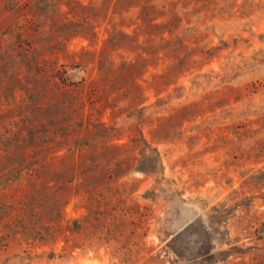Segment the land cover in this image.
<instances>
[{
    "label": "rangeland",
    "instance_id": "1",
    "mask_svg": "<svg viewBox=\"0 0 264 264\" xmlns=\"http://www.w3.org/2000/svg\"><path fill=\"white\" fill-rule=\"evenodd\" d=\"M60 7L58 31L65 16L89 13L95 34L69 25L80 34L60 47L53 18L0 8V134L48 125L56 182L35 198L16 173L13 189L0 173V264H264V0ZM17 25L40 56L33 64L8 61ZM80 148L84 165L100 164L80 167ZM66 154L69 167L57 158ZM70 176L78 193L57 196Z\"/></svg>",
    "mask_w": 264,
    "mask_h": 264
},
{
    "label": "trees",
    "instance_id": "2",
    "mask_svg": "<svg viewBox=\"0 0 264 264\" xmlns=\"http://www.w3.org/2000/svg\"><path fill=\"white\" fill-rule=\"evenodd\" d=\"M22 1H24V3ZM22 1L15 0V3L11 5L9 4V2H5L4 6L0 8H2L3 11L4 10L10 11L11 9L15 8L16 12H21L23 8L29 7V9L32 8L33 10H35V12H37L38 10L40 12L39 14L44 15L45 17L53 18V22L50 25V27H51V31L52 29H54V31L58 33V35L56 36V40L58 41L56 42V45H59L60 47L62 45H65L68 37H71V35L80 34L78 30L73 31L70 28H68L69 25L76 27L79 23H81L80 31L84 35H86L89 32L92 35L95 34L93 32V26H94L93 19L94 17L98 18L99 15L97 14L88 13L84 15L83 13V15L80 16L78 20H75V18L69 19L67 18V16L64 15L65 17L64 16L63 17H64L65 25L63 27L65 28L63 32H60L57 30V24L59 23L58 15L62 14L61 7H60L62 5V0H22ZM130 1L132 0H128V2ZM66 6L68 7V4H66ZM81 8L83 12H90V7L86 5L82 4ZM68 10H69V7H68ZM67 11L64 14H68ZM31 20L32 19H30L29 22H32ZM15 29L17 30L15 36L18 39L17 41L18 44L16 45V47L19 50H17L16 52L17 53L16 57L13 56L8 61L10 63L16 61V63H18L17 64L18 66L27 65V63L33 64L35 61L39 60L40 56H38L35 52L33 54V50H30L31 52L30 54H28L30 44L27 42L26 38L23 37V34H22L25 30L19 25H17ZM105 42H106L105 44L107 45L109 42V39H107ZM103 48L104 49L102 50V53H106L108 48L106 49V46H104ZM2 50L7 51V49H4L3 43L0 40V51ZM7 53L11 55V52H7ZM18 53L20 54L18 55ZM3 60L5 62L7 61V59L5 58H3ZM107 61H108L107 57H104L102 59V62L104 63H106ZM48 64H49L48 61H46V65H47L46 67H48ZM108 67L110 66L108 65ZM44 69H47V68H44ZM26 87H27V90L32 89L30 85L25 86V88ZM52 87L53 88H51V92H52L53 98H55L54 100H57V97L61 96V92H63L62 90L63 88H60L56 84ZM57 102L58 101H54V104H56ZM47 126L48 125L43 124V123L33 124L32 128L34 130L33 132H30V133L27 131L22 132L21 130L19 133L17 132L10 133V135H8L7 137L5 136V134H0V173L2 175L9 174L7 175L9 179H10V176L12 175L10 174V172L16 173L18 175L16 176V180L17 179L19 180V182H16L17 186H19L22 190V186H23L22 184H24V182H28L30 184V190L33 192L35 198L44 197L45 191L53 188V186L56 185L55 184L56 182L50 185L49 181L51 180L48 179V176L50 175L49 169L51 167V163H50L51 158L49 157V149H48L49 147H47L45 144L46 141L48 140V137L50 136ZM105 138H107V136H105ZM81 146H82V143L78 141V144L73 146V148L77 150ZM71 148L72 146L69 147L67 150L71 151ZM80 149L81 150L83 149L85 151V154L79 155L80 157L79 164H81L80 167L82 166L97 167L100 164V162L99 163L94 162L92 165H84L86 164V160L89 159L90 157H88V154L86 153L85 148H80ZM152 152H155V149H153ZM60 157H61L60 160H61L62 165L69 167L71 163V158L73 159V155L66 154L64 156H57V158H60ZM155 159L156 157L153 154L146 155V153L144 152L142 154L141 164L145 163V165H147L146 166L147 170L154 171V169L157 167V161L155 162ZM65 161H67V164H65ZM143 171H145V169H143ZM56 174L58 175V177H60L59 179L64 178V176H66V173L64 170H60L56 172ZM23 177L25 178L23 179ZM9 179H8V182H9ZM23 180L25 181L23 182ZM74 181H75V176H70L68 178H65V180L57 181V186L58 185L60 186H59V189L56 190V192H59L56 195L59 197H62V195H66L67 193L69 194V192L71 194L73 192L78 193V190L73 189V186L71 185L75 183V186H77L81 182H76V181L74 182ZM9 184L12 189L15 188L16 186L15 175L11 177ZM80 187L81 189L83 188L81 184H80ZM45 219L46 218L43 219L41 223V227L43 230L49 231L52 225L48 226L47 221H45ZM59 220L60 219H57V223H55L54 225L62 229V225L59 222ZM21 234L25 236V238H27L28 240L30 239L32 241L47 240L45 238L46 236H40L39 234H37L38 236H31V237L28 236L29 233H27L26 231L21 232Z\"/></svg>",
    "mask_w": 264,
    "mask_h": 264
}]
</instances>
